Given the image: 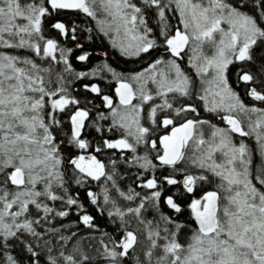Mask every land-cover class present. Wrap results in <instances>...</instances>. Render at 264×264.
<instances>
[{
  "label": "snow or ice",
  "instance_id": "6c2138e0",
  "mask_svg": "<svg viewBox=\"0 0 264 264\" xmlns=\"http://www.w3.org/2000/svg\"><path fill=\"white\" fill-rule=\"evenodd\" d=\"M0 264H264V0H0Z\"/></svg>",
  "mask_w": 264,
  "mask_h": 264
},
{
  "label": "trees",
  "instance_id": "16d2710c",
  "mask_svg": "<svg viewBox=\"0 0 264 264\" xmlns=\"http://www.w3.org/2000/svg\"><path fill=\"white\" fill-rule=\"evenodd\" d=\"M96 47H106V48H108L109 51H111V48H110V46L108 45V43H107L106 40H105V42H104V45H102V46L99 44V41H98ZM101 59H102V58H99V57H96L95 55H93V57L91 58V60H92V65L94 66L96 63H99ZM115 59H116L115 56H112V57H111V60H112V61H115ZM73 63H74V64L76 65V67L79 69L80 64H79L78 62H76V61H73Z\"/></svg>",
  "mask_w": 264,
  "mask_h": 264
},
{
  "label": "bare ground",
  "instance_id": "6f19581e",
  "mask_svg": "<svg viewBox=\"0 0 264 264\" xmlns=\"http://www.w3.org/2000/svg\"><path fill=\"white\" fill-rule=\"evenodd\" d=\"M110 46V45H109Z\"/></svg>",
  "mask_w": 264,
  "mask_h": 264
}]
</instances>
